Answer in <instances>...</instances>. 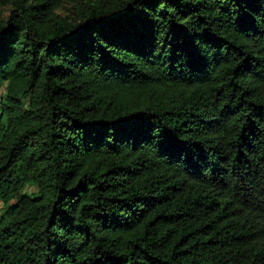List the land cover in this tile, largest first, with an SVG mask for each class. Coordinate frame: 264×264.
I'll return each mask as SVG.
<instances>
[{
  "label": "trees",
  "instance_id": "trees-1",
  "mask_svg": "<svg viewBox=\"0 0 264 264\" xmlns=\"http://www.w3.org/2000/svg\"><path fill=\"white\" fill-rule=\"evenodd\" d=\"M0 264H264V0H0Z\"/></svg>",
  "mask_w": 264,
  "mask_h": 264
}]
</instances>
